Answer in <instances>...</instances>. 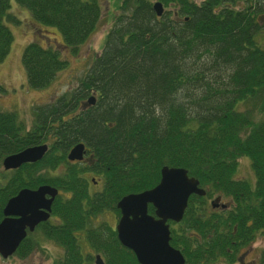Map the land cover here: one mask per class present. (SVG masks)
<instances>
[{
	"label": "trees",
	"instance_id": "trees-1",
	"mask_svg": "<svg viewBox=\"0 0 264 264\" xmlns=\"http://www.w3.org/2000/svg\"><path fill=\"white\" fill-rule=\"evenodd\" d=\"M14 2L37 26L56 29L74 51L101 16L100 0ZM155 2L163 6L161 15ZM118 10L77 87L37 106L30 129L14 112L0 111V157L50 142L41 160L7 171L0 221L7 200L22 188L48 184L69 191L52 205L61 226L49 237L64 250L53 264H92L69 228L115 209L126 194L152 188L163 166L181 167L206 193L189 197L173 245L186 264L218 258L235 264L243 246L259 236L264 241V48L256 40L264 28V0H121ZM5 20L19 22L10 0H0V62L14 38ZM22 64L30 88L48 86L66 66L56 49L37 40L25 46ZM90 96L94 103L81 105ZM79 142L91 156L87 166L66 160ZM244 156L253 184L233 176ZM86 171L103 184L92 198ZM215 195L227 196L230 207L210 209L206 200ZM36 246L24 238L13 254L23 258ZM106 246V264H135L115 238ZM255 264H264V246Z\"/></svg>",
	"mask_w": 264,
	"mask_h": 264
},
{
	"label": "water",
	"instance_id": "water-1",
	"mask_svg": "<svg viewBox=\"0 0 264 264\" xmlns=\"http://www.w3.org/2000/svg\"><path fill=\"white\" fill-rule=\"evenodd\" d=\"M153 7L158 15L162 14L160 2H155ZM94 101V96H90L86 104H93ZM84 146L83 143L74 145L67 159H82ZM46 150V144H38L7 155L2 161L3 168L11 170L24 163L36 162ZM205 193L198 179L190 177L186 169L163 166L159 182L154 187L139 193H129L118 201L117 207L121 210L117 225L118 239L133 251L138 264H185L181 252L169 245L170 231L166 221L172 219L180 222L189 197L192 194L203 196ZM47 194L50 198H46ZM56 194L57 189L40 185L35 189L22 188L7 200L0 221L1 257L11 256L25 238L26 230L32 231L36 224L48 218ZM149 203L155 207L157 218L148 214ZM210 203L213 207L219 205V198ZM95 263L103 264V261L96 256Z\"/></svg>",
	"mask_w": 264,
	"mask_h": 264
},
{
	"label": "rangeland",
	"instance_id": "rangeland-1",
	"mask_svg": "<svg viewBox=\"0 0 264 264\" xmlns=\"http://www.w3.org/2000/svg\"><path fill=\"white\" fill-rule=\"evenodd\" d=\"M193 1L201 2L202 0ZM15 3L14 0H10L11 13L17 17L19 22L14 23L10 20H5V24L12 32L14 38L9 52L0 62V111L14 112L17 115L18 121L26 129H30L34 124L35 116L33 112L37 106L52 103L59 96L70 93L77 87L79 79L84 75L96 54L100 52L104 37L112 26L113 18L119 12L118 7L121 0H100L101 16L99 23L89 39L78 46L75 51L63 43L62 37L56 29L37 26L38 24L26 13V9ZM42 35L44 36L42 37ZM33 40H37L43 46L49 45L53 47L59 52V57L66 62V66L57 72L52 82L43 88L28 87L25 68L22 64L23 50ZM256 40L264 48V28L256 35ZM85 101L87 99L83 100V104L81 103V105H84ZM45 144L49 148L50 142H46ZM1 161L0 158V186L6 182L10 174L7 172L8 170L3 168ZM233 176L237 179H246L251 184L254 183V173L250 166V161L246 156L238 159L237 168ZM91 189H94L93 186ZM220 198L224 203L229 201V198L225 195ZM210 201H212V198L206 200L207 205L212 209L213 206H211ZM104 220L113 222V217L108 216V214L107 216L99 215L94 225H101ZM34 236L38 238L40 243L34 248V251L23 258L16 254L8 258H3L0 255V264H53L56 258L64 254V250L60 246L43 240L39 234L35 233ZM78 242L79 240L76 243ZM85 245L79 242L81 253L92 252L91 247ZM263 246L264 241L259 236L251 247L243 251L244 264L257 263L260 250ZM210 264L228 263L223 258H218Z\"/></svg>",
	"mask_w": 264,
	"mask_h": 264
},
{
	"label": "flooded vegetation",
	"instance_id": "flooded-vegetation-1",
	"mask_svg": "<svg viewBox=\"0 0 264 264\" xmlns=\"http://www.w3.org/2000/svg\"><path fill=\"white\" fill-rule=\"evenodd\" d=\"M81 143V142H79ZM78 144V143H77ZM84 144V143H83ZM76 145V144H75ZM74 146V145H73ZM72 146V147H73ZM70 147V149L72 148ZM48 147H47V150L45 151V153L48 151ZM69 149V150H70ZM68 150V152H69ZM67 152V154H68ZM44 153V155H45ZM10 155V154H9ZM43 155V156H44ZM7 156V155H6ZM6 156H3V157H0L1 160L3 161V159L6 157ZM41 160V159H40ZM66 160L69 162V163H81L82 165L84 166H87L89 163H91V156L89 155L88 153V149L84 146V152H83V156H82V159L80 160H68L67 159V155H66ZM1 161V162H2ZM39 161V160H38ZM37 162V161H36ZM28 163H34V162H28ZM11 170H14V169H11ZM83 176L88 180V184H87V196H90L91 198L93 197V195L97 194V193H101L102 191V181L100 180V178L97 176V175H92L91 172H84L83 173ZM90 176V178H88ZM95 176V177H94ZM159 182V181H158ZM40 185H48V184H40ZM39 185V186H40ZM55 189H57V194L54 196L52 202H51V206H50V211L48 212L49 213V216L46 220L44 221H41L39 222L38 224L35 225L34 229L32 231H30L29 229H27L26 231V236L25 238H28L30 237L32 241H34L36 243V245L38 246L40 243H39V240L38 238H36L34 236V234H39V236L43 239V240H46L48 242H52L53 244L57 245V246H60L62 248L61 245H59L58 243H56L52 238H50V231L52 232L54 229H57L58 226H61L60 222L58 221L59 218H56V214L53 213V210H52V205L54 204L55 201L61 199H63V197H67L69 196L70 197V193L69 191H60L58 188L52 186V185H49ZM93 186L94 189H91V187ZM38 187V186H37ZM36 187V188H37ZM96 187V188H95ZM154 187V186H153ZM35 189V188H34ZM144 191V190H142ZM140 191V192H142ZM139 193V192H138ZM127 195V194H126ZM125 196V195H124ZM123 197V196H122ZM121 197V198H122ZM214 199L215 198H219V205L213 207L214 211H221V210H226L230 207V200L226 203H224L223 201H221V195H216V196H213ZM213 197H210L212 198L213 200ZM46 198H50V196L47 194L46 195ZM120 198V199H121ZM119 199V200H120ZM60 200V201H61ZM118 200V201H119ZM211 200V199H210ZM118 201L116 202L115 204V209H111V208H105L103 209L102 211H100L97 215L93 214L92 216L89 215V219L88 221H85L84 223H78V224H74L72 225L70 228H69V234L72 236L75 237V242H77V240H79V242H81V244H86L85 246H88V247H91V251L92 252H88V253H85V256H84V253H82V255L84 256V258H88L89 262H91L92 264H96L95 263V259H96V256H99L100 259L103 261V264H106V261H107V258H108V252H109V249H107V244L108 242H111L112 240H114V238L118 241V243L126 248L128 250V252L132 253L135 257V264H138V260H137V257L135 256V254L133 253V251L129 248H127L126 246H124L120 240L118 239V232H117V225H118V222H119V219L121 217V210L120 208L117 207V203ZM189 201V199H188ZM86 202V201H85ZM84 202V203H85ZM211 202V201H210ZM222 204H224V206H222ZM188 206V204H187ZM187 208V207H186ZM147 210H148V214L149 215H152L154 218H157V216L155 215V207H153V205L151 203L148 204V207H147ZM186 210V209H185ZM185 213V212H184ZM112 216L113 217V222H109L108 220H104L102 222V224L98 225L96 224V226L94 225V223H96V220L98 219L99 215H102V216ZM184 216V215H183ZM106 218V217H105ZM183 219V218H182ZM93 221V222H92ZM181 222V221H180ZM180 222H175L174 220L172 219H168L166 221V224L168 225L169 227V231H170V239H169V245L172 246L173 248L179 250L181 252V254L183 255L181 249L179 247H176L175 245H173L172 243V235H173V230L175 228H177L178 224ZM41 226L44 228L43 231H41ZM48 226H52V228L49 230H45L46 227ZM65 229L66 230H63L62 229H59V231L62 233V234H65L68 227L65 226ZM55 231V230H54ZM79 242L77 243L79 245ZM253 245L252 244H249V245H246V246H243L241 249H240V253H239V256L237 258V262L236 263H239V264H244V259L242 257L243 255V251L249 247H251ZM36 246V247H37ZM63 249V248H62ZM35 249H33L32 251H34ZM82 252V251H81ZM31 253V252H30ZM29 253V254H30ZM64 253V252H63ZM63 256V255H62ZM62 256L60 255L58 258H56L54 260V262L58 259H61ZM184 257V255H183ZM184 260H185V257H184ZM185 264H186V260H185Z\"/></svg>",
	"mask_w": 264,
	"mask_h": 264
}]
</instances>
